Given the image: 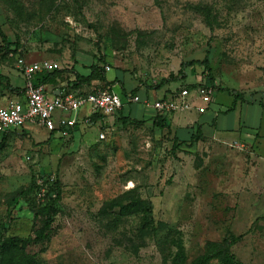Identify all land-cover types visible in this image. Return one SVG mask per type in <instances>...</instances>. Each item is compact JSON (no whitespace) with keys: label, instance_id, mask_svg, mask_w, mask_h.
Masks as SVG:
<instances>
[{"label":"rangeland","instance_id":"obj_1","mask_svg":"<svg viewBox=\"0 0 264 264\" xmlns=\"http://www.w3.org/2000/svg\"><path fill=\"white\" fill-rule=\"evenodd\" d=\"M0 30V102L18 56L96 64L141 100L209 85L230 140L140 103L102 140L26 125L0 144V264H264V0H0Z\"/></svg>","mask_w":264,"mask_h":264},{"label":"built area","instance_id":"obj_2","mask_svg":"<svg viewBox=\"0 0 264 264\" xmlns=\"http://www.w3.org/2000/svg\"><path fill=\"white\" fill-rule=\"evenodd\" d=\"M16 69L25 79L23 99L8 100L0 106V138L8 133L17 132L26 125H36L49 132L55 131L60 137L67 138L76 127L75 115L80 109L84 107L88 109V114L83 121L89 124L93 116H98V121L104 122L106 118L117 115L125 105L139 102V98L133 96L124 103L121 97L107 90H92L82 96L67 93L49 97L44 85L38 84L37 81L43 75L61 70L58 63L46 60L27 63L18 56L16 57ZM212 95V88L202 84L192 92L188 89H181L177 96L156 99L151 103L143 101V103H150L151 108L163 116L176 111L192 109L198 113H204L212 105ZM192 98L199 99L202 106L194 107ZM103 137V134H99V139Z\"/></svg>","mask_w":264,"mask_h":264},{"label":"crops","instance_id":"obj_3","mask_svg":"<svg viewBox=\"0 0 264 264\" xmlns=\"http://www.w3.org/2000/svg\"><path fill=\"white\" fill-rule=\"evenodd\" d=\"M61 68H62L61 70H63V72L60 73V75L57 78H55L53 80V82H45V84H44V87H45V90H46V94L49 97H54V96H57L59 94H67V93H72L75 96H82V95L88 94L92 90H104V89L97 88L98 87L97 85H99L102 82V81H99L97 79L91 80L88 85L87 84L86 85H82V86H80L77 89H72V88L69 89L68 85H70V87L72 86V82L74 81L75 75H79L81 77H87L90 74V68L85 69V68H82V67L76 65L75 67H73L72 72L66 71L67 69H63V67H61ZM1 75L7 78L8 84L13 90L11 91V90L6 89L7 90L6 91V96L3 98V100H1L0 103H2V104L0 106L4 105L8 100L23 99L22 98V96H23L22 91H23V88L25 86V79H24L23 75L19 71H17L16 69L12 73H2ZM11 76L17 78V82H13V83L10 82V77ZM109 82H110V80L107 81V79H105V81H103L102 83H106L107 84ZM111 91H112L111 93H113L115 95H118L119 97H122L121 95L123 93H125L128 96H130V93H131V91L129 93V90L126 89V87H125L124 90L123 89H119V93H116V91L114 92V88ZM177 94L173 93L172 95L176 96ZM213 95H212V104L214 103L213 102V98H214ZM135 96H137L139 98V102L138 103L142 104L144 109L145 108H149L154 113H156V111H154L151 108V106H150V103L153 100H156V99H152L150 97L146 98V93H144V99H142V100L140 99L139 95L136 94ZM168 96H171V95H167L165 97H168ZM161 98H164V97H161ZM127 99H129V98H127ZM127 99H126L125 102H127ZM158 99H160V98H158ZM143 101H147V102H150V103H143ZM192 101H193L194 107L202 106V104H201L199 99L192 98ZM236 102H237L236 100H233V104L234 105L236 104ZM133 104H137V103H133ZM131 105H132L131 103L125 105L123 107V109L118 111L117 115H115L114 117L106 118L104 122H99L98 118H96L94 120L92 118L91 119V123H89V124H85V122L83 121L84 117L88 114L87 113L88 109L86 107L82 108V110L85 109V110H83V111H85V113L83 111L81 112L80 111L81 109H80L75 115L76 119H77V124H76L75 129H73L71 131L70 136L72 137L74 134H76L77 132L80 131L79 129H81V131H82L83 129H85V127H89V125L92 126L93 128L96 127L98 129V134H103V136H105L104 133L101 131L102 129H106L105 133H108V130L113 129L114 126L119 121H121V119L130 117L134 113V110L132 109L133 105L132 106ZM207 112H212L213 115H210L208 118H206L208 116V115L205 116L207 114ZM81 114H83V115H81ZM165 117H167L168 119H171V120L174 117V119H176L177 122L185 121L186 123H189V124L190 123L193 124L194 122H197L200 125V128H198L200 133H201V131H202V133L204 132V134L206 132V135H209V136H211L212 138H214V139H216L218 141L225 142V143H230V140L227 137V134L217 128L216 123H215L216 114H215L214 110L211 109V107H210V109L206 110L204 113H198L195 109H192L190 111H176V112H172V113L168 114ZM79 120H80V122H79ZM78 125L80 126V128L77 127ZM210 127H212L211 130L209 129ZM24 129H25V127L21 131H23ZM228 130H231L232 132H237L240 137H243L242 140H248L249 141L250 140L249 137L250 136L252 137L253 131L255 129L254 130H253V128L252 129H248V128L244 127V126H240L239 125L238 128H236V129L235 128H230ZM17 132H14V133L11 132L10 136L8 138H10L12 136H15V133H17ZM47 132L49 133V137H51L50 136L51 132H49V131H47ZM6 135H8V134H6ZM55 135L57 137H59V138H63V137H60L58 135V133L54 131V134H52V137H54ZM256 137H257V132L255 134V138ZM67 138H65V139H67ZM103 139H104V137H103ZM98 140H99V137H98Z\"/></svg>","mask_w":264,"mask_h":264},{"label":"trees","instance_id":"obj_4","mask_svg":"<svg viewBox=\"0 0 264 264\" xmlns=\"http://www.w3.org/2000/svg\"><path fill=\"white\" fill-rule=\"evenodd\" d=\"M0 38H1V40H2L3 43L4 42L5 43L7 42L1 30H0ZM7 45H8V43H7ZM0 50H2V47L0 48ZM200 64L201 65H205L207 67V69H208L207 61L205 59L203 61H201ZM62 72H63V70L53 71L51 73H48V74L43 75L40 78H38V81L37 82H38V84H43V85L45 84V82H53V80L55 78H57L60 75V73H62ZM103 74H104L103 69L99 68L98 65H96V64L91 65L90 66V74H89V76H87V77H81L79 75H75L74 81L72 82V86L70 87V85H68L69 86V89H71V88L72 89H77V88H79L82 85H86V84L88 85L91 80H95V79H97L99 81H105V76ZM0 85H1V83H0ZM4 88L5 89H8V90H11V91L13 90L9 86L8 83H6L4 85ZM223 91L226 92L229 95H233V93H234L233 91H230L228 89H224ZM134 94H135V90H132L131 91L130 96H128L125 93H123L121 95L122 96L121 99L125 103L126 99L129 98V97L135 96ZM171 96H173V95H171ZM238 98L239 97H236V98H234V100H236ZM263 106H264V104H263ZM92 118L94 120V119L99 118V117L98 116H93ZM159 125H160V127L163 126L162 124H159ZM52 134H54V132H51L50 133V136H52ZM9 136H10V133H8V135L2 136L0 138L1 139L0 140V144L4 143L8 139ZM199 137H200V131L197 130V135L194 136V137H191V138L196 139V138H199ZM44 212H48V209H44ZM45 216H46V219H45V222L43 224L42 231L40 233H38V235L35 236V238L37 240H46V239L49 238V233H50L49 230H50V226H51V223H52V217L48 213H45ZM8 242H9L8 245H10L12 243V241H8ZM222 252H224V250L221 251V253ZM226 255L227 254H225L223 256V258L221 260L222 262H224L225 264H238V263H235L233 261V259H232V257L230 255H227V256ZM210 258H212L211 255L210 256L204 255L200 259L195 260L194 261V264H204Z\"/></svg>","mask_w":264,"mask_h":264}]
</instances>
